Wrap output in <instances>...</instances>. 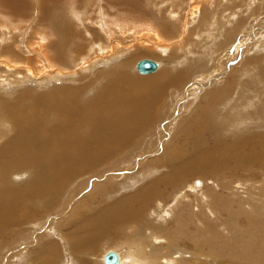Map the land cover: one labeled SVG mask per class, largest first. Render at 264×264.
I'll use <instances>...</instances> for the list:
<instances>
[{
    "label": "rangeland",
    "instance_id": "374dc122",
    "mask_svg": "<svg viewBox=\"0 0 264 264\" xmlns=\"http://www.w3.org/2000/svg\"><path fill=\"white\" fill-rule=\"evenodd\" d=\"M52 1L49 4L47 2L50 7L44 10V0H0V26L3 27V31H0V44L5 46V36L9 31L15 30L13 31L15 33L13 41L9 42L12 47L8 46L14 48L22 59L33 58L31 66L37 67L36 61H41V58H35L36 55L33 52L29 53L22 49L25 50L26 45L31 47L33 43L35 45L33 47L37 48L38 42L41 41L40 45L47 47L49 54L51 52L52 59L56 60L60 54H54L53 50L61 45V37L57 33L58 24L63 23V20L73 21L76 25L75 27L73 25L69 41L83 42L80 43L81 48L77 50L75 47H71L67 58L71 60L72 56H75L76 66L70 72L79 77L80 73L84 71L83 69L90 64H86V60L88 62L89 59L83 61L81 56L89 55L88 51L92 55L98 54L93 47H89L93 29L84 31L83 26H80L82 23L73 14L74 9H71L73 6L78 12L75 14L80 15L85 24L100 29H97L98 36L96 38L98 39L93 38L94 40L98 43L104 41L108 51L115 48L114 46L118 43L116 49H118V45L120 49L116 51L117 53L111 51L110 55L119 58L118 56L122 54L120 59L114 61L109 67L101 64L92 70L88 74L90 81H94L98 85V74L104 70L108 71L103 74L106 76L105 81L106 79L111 81L110 69L118 66L122 67V72H124L126 65L130 68L129 72L133 77L142 83L147 82L148 86L150 84L147 79L158 72H162L167 79L171 78V74L174 73L178 77V82L169 92L170 97L165 95L167 101L159 110L162 118L158 126L155 124L150 126V130L147 129V133L146 129H143L138 134L140 137L143 136V139L139 144L140 146L137 145L133 148L132 156L130 152H125L122 157H119V160L117 158L118 153H115L109 164L107 162L92 168L87 166L79 168L80 172L88 169L90 175L78 177V181H75L76 186L65 190L66 192L61 198L63 207L59 209L52 206L48 212L43 213L44 204L42 200L29 204L30 222L21 227L20 236L18 233H10L4 235L2 242H0V264H31L30 258L34 254L33 251L37 249V245L32 244L26 249L27 242L21 241L37 236H40L43 241H48L57 236L58 231L64 232L63 230L68 226L72 229V238L78 239L76 244H85L87 241L86 234L92 233L98 236V244L92 247L93 254L85 255L81 252L78 254L77 261H88L89 264H102L104 254L112 251L124 252L128 257L130 249H132L138 255V246L147 249V254L142 259L134 254L140 264V260L148 263L151 257L155 260L162 259L159 263L162 261L169 263L168 259H175L179 264H264V164L258 163L256 166L248 165L241 168L228 167L220 172L216 169L199 170L200 173L189 180L187 179L185 186L166 190L165 198L163 197L164 199L161 200H165L167 206H172L178 199L180 202V205L177 204L178 207L174 204L175 210L172 216L168 211L170 217L167 216V207H164L165 212L160 216L161 218L159 216L153 218V214L149 213L148 218L150 220L153 218L152 221H147L148 218L141 216V220L135 224L136 226H133L134 228L116 226L112 220L107 218V215L102 219L92 220L88 218V216L90 217L89 214L96 210L99 201L110 202L131 196L156 177V174H152V168L155 166L150 163L162 157L165 144L159 145L158 137H161L159 127L170 119L169 109L173 106H176L173 117L177 120L175 127L169 133L170 137L175 135V130H178L177 127L180 126L181 141L184 142L185 140L191 144V149H197L194 148V145L192 146L193 141L204 137L209 132L207 130L209 119L216 122L219 119L227 120L225 127L221 126V130H218V134L224 135L226 140H230V143H234L231 141L233 138L235 140L239 137L255 138L264 134V120L257 121L264 117V18H261L264 0H235L233 3L231 0ZM252 6L254 9L260 8L253 13L248 8ZM86 14L89 18H86ZM240 21L242 23L234 35L230 36L229 30L233 28L232 25L238 24ZM77 25L80 27L79 29ZM99 25H102V28ZM8 29L9 31H7ZM78 30H82L83 33ZM80 34L86 36H79ZM34 36L37 40L33 38ZM78 36L83 40L79 39ZM39 38L40 41H38ZM41 38H45V41ZM125 46L127 48H124ZM122 48L124 51L121 50ZM82 49H85L83 50L85 52ZM107 50L106 52H108ZM142 50V54H137V51L142 52ZM146 50L152 51L149 52L150 55ZM77 51L82 52L78 53ZM24 52L29 54L26 55ZM71 52L72 56L69 55ZM30 55L32 56L30 57ZM133 55H135L133 60L128 62ZM101 56L106 57L108 55ZM147 59L157 62L160 67L154 73L140 74L136 66L138 62ZM221 59H224L223 63H221ZM15 61L21 60L14 59L13 63H16ZM217 61H221L218 63L223 67L218 70L219 73L216 72ZM22 64L24 67L25 64ZM23 67L16 69V71H23L25 68ZM58 68L59 71L63 69L64 76L66 73H70L64 68ZM220 73L222 74L220 78H213ZM0 74H2L1 71ZM42 74L45 77L46 74L44 72ZM50 74L52 77V73ZM30 79L28 80L30 81ZM42 79L32 77L30 82L35 81L34 84L25 80L26 83L19 85L14 82L15 84L11 85L14 88L8 91L17 92V95L25 94L23 88L27 87L29 91L30 88L46 91L48 87H43V85H49V83ZM76 81V79H61L57 82L53 81L50 87L75 85L79 82L76 83ZM197 81H199V85L194 88L193 85ZM25 85L27 86L25 87ZM247 85H250V88ZM151 94L155 98L160 97V93L153 92ZM80 98L82 97L80 96ZM249 99L255 108V116L259 119H243V116H248V106L246 105ZM233 100H239V102H233ZM28 103L29 100L27 105ZM151 104L154 105L153 102ZM170 104L172 107L167 110V106ZM199 107L203 111H200ZM195 111H200L198 117L201 118V123L194 132L196 137L186 139L184 131L189 127V123L186 126L184 119L197 117V115L192 116ZM115 126L117 125L115 124ZM3 129L5 128L2 126L0 131L2 132ZM92 131V128H88L86 133H92ZM105 131L99 130L98 132L104 135ZM209 135L213 139L217 133H208ZM172 138L173 136L170 139ZM8 139L6 131L5 141L7 142ZM168 139L161 138V141L165 140L166 142ZM152 140L155 145L150 148L148 143ZM207 146L212 148L214 145L212 141H208ZM206 153L208 152L206 151ZM142 156L145 158L138 162L137 159L142 158ZM190 157L191 154L189 153L185 163L187 166H189L188 159ZM208 157L212 158L211 156ZM239 158L243 157L240 156ZM247 161L248 157L244 156L240 162ZM228 164L233 166L229 162ZM211 165L214 166L213 163ZM165 167L171 168L169 164ZM160 170L162 171L157 176L165 174L166 169L161 167ZM223 172L225 173L223 174ZM16 180L24 182L23 186L27 182L25 179L23 180L22 176L18 178L15 175L5 176L2 167H0V190L13 186ZM129 183L134 184L129 186ZM193 187L200 188L195 192L190 190ZM91 193L93 195H90ZM185 195L188 197L186 198ZM79 198L82 201L78 200ZM76 202L77 204H75ZM32 229L33 232L28 233ZM22 236L23 238L20 239ZM65 236V234L62 236V242L67 241ZM118 241H120L121 246L113 247L112 245L117 244ZM45 256L41 255L40 258ZM66 256L67 253L63 255L62 259L55 260L54 264L77 263V261L67 259ZM50 263L53 264V262H48V264Z\"/></svg>",
    "mask_w": 264,
    "mask_h": 264
},
{
    "label": "bare ground",
    "instance_id": "6f19581e",
    "mask_svg": "<svg viewBox=\"0 0 264 264\" xmlns=\"http://www.w3.org/2000/svg\"><path fill=\"white\" fill-rule=\"evenodd\" d=\"M51 1L52 0H44V10L47 7H50L47 5V2L49 4V2ZM231 1L233 3L235 0ZM52 3L53 1L51 2V5ZM43 4L41 2V5ZM253 6L248 7L253 13L260 8L257 7L254 9ZM9 8L11 9V7ZM71 9L75 10H73V14L76 16L78 21L82 23V25L80 26H83V28L85 29L84 31L87 32V29H93L91 31L90 38H92V40L89 47H93L98 54L92 55L91 52L88 51L89 55L81 56V60L83 61L89 59L88 62L86 60V64H90H88L87 66L84 64L86 67L85 69H83L84 71L80 73L81 75L79 77L70 72L76 66V62L74 59L75 56L71 55L72 52L74 53V50L69 54L72 56L71 60H69L70 58H67V54L70 51L71 47H75V49L77 50L81 48L80 43L83 42L80 41L77 43L74 41H69L70 34L72 33L71 30H73V25L74 27L76 25L73 21L63 20V23L60 22L58 24L57 33H59L58 35H60L61 37V45H59L56 50H53L54 54H60L59 57L56 58V60L52 59L51 52L49 54V52L47 51V47L43 46L42 44L40 45V38L38 40L40 42H38L39 45L37 44V48L33 47L35 46L34 43L33 45H31V47L28 45L25 46V44L22 43L25 46V50L24 48L22 49L23 51H27L29 53L33 52L36 55L35 58H41V61H36L38 64L36 65L37 67L31 66V61L33 60V58L22 59V57L17 54L16 50L14 48H11L12 46L9 44V42H11V40L13 41L15 34L13 31L15 30L9 31L8 29L7 31H9V33L5 36L6 45L2 46L0 44V55L5 54L2 55V58H0V71L2 72V74H0V130L2 126L3 128H5L2 132L0 131V167H2L5 176L15 175L16 178L22 176L23 180L25 179L27 181L23 186L22 184L24 182H19L18 180H16L14 181L13 186H10L7 189L0 190V242H2L4 235L6 236L10 233H18V236H20L19 232L21 230V227L29 224L30 222V203L37 200H42L44 204L42 208L43 213L48 212L52 206L55 209L63 207L61 205V198L64 192H66L65 190L67 188L71 189L75 187L77 184H75V181L78 179V177L90 175L88 169L80 172L79 168L83 166L92 168L96 165H104L107 162L109 164L111 162L110 160H113L115 153H118L117 158L119 160V157H122V154L125 152H130L132 156L133 148L141 144V141L143 139V136L140 137L138 134L142 132L143 129H146L147 133L148 130H150V126H153L155 124H157L156 126H158L162 118L159 110L163 108L165 101H167L166 98L168 96L170 97L169 92L178 82V77L176 76V74L172 73L171 78L167 79L162 72H158L153 77H149L147 79L148 83L150 84V86H148L147 82L142 83L137 78L133 77L129 72L130 68H128V66L126 65L124 72H122V67L118 66L110 69L112 74L111 81H107V79L105 81L106 76H104L103 74L108 72L106 70L99 72V80L96 79L99 82L98 85H96L97 83L95 84L94 81H90L91 79L90 77H88V74H90L92 70H94L101 64H104L105 67H109L114 61L119 60L122 54L118 56L119 58H116V56H111V51L115 53L116 51H118V49H120L119 45L118 49H116L118 43L116 45L114 44L115 48L108 51L107 44L105 45L104 41L100 42L99 39L98 41L100 43H98L93 39L98 36L97 29L99 28L95 29L93 28L95 26L85 24L84 20L80 18V15L75 14L78 13L76 9L73 6ZM261 16V18H264V9L261 10ZM87 17L89 18V16H87L86 14V18ZM83 18L85 17L83 16ZM240 23H242V21H240L238 24L232 25L233 28L229 30L230 36L234 35L236 30L240 26ZM117 24L119 25L120 23L118 22ZM99 26H101L102 28V25ZM79 28L80 27H78V29ZM2 29L3 27L0 26V31H3ZM82 35L80 34L79 36ZM20 36L22 37V35ZM33 38L36 37L34 36ZM80 38L81 37H79V39ZM41 39H44L45 41V38ZM8 45L11 47H9ZM124 48L127 47L125 46ZM124 48H122L121 50L124 51ZM83 50L85 49H82V51ZM106 50L108 52H106ZM146 51H148L149 55V52H152L150 50ZM142 53L143 50L142 52L137 51V54ZM101 55L110 56L105 57ZM31 56L32 55H30V57ZM134 56L135 55L130 57L128 62L132 61ZM14 59L21 61H15L16 63H13ZM92 59H94V61H92ZM221 60L222 62L217 61L215 65L217 69L216 72H218L220 68H223L218 63H223L224 59ZM20 63H24L25 68L22 66L23 64L21 65ZM234 64L236 63L234 62ZM215 66L213 65V67ZM21 67L24 68L23 71H16V69H19ZM58 67L64 68L65 71L70 73H66V75L64 76L62 72L63 69L59 71ZM159 67L160 66L158 64V68ZM42 72L46 74L45 77H43ZM49 72L52 73V77H50L51 74ZM221 76L222 74L220 73L218 75H215L213 78L218 79ZM12 77L13 79H11ZM32 77L43 78L42 80L47 81L49 85H43V87H48L47 90L40 91L30 88L29 91L27 87L23 88V93L25 92V94L22 95H17V92L12 93L8 91L9 89L14 88L11 85L15 83L19 85L30 82ZM29 78H31L30 81L28 80ZM61 79H76L77 81H79V85H77L78 83L76 81L77 84L75 85L57 86L52 88L50 87L53 81L57 82ZM24 80L26 82H24ZM89 81L90 83H88ZM34 82L30 83L34 84ZM198 82L199 81L195 82L194 85L192 84L194 88L199 85ZM26 86L27 85H25V87ZM247 87L250 88V85H247ZM153 92L160 93V97L155 98L151 94ZM165 95H167L166 98ZM80 96L82 98H80ZM6 98L8 99L6 100ZM28 100L29 103L27 105ZM236 101L239 102V100H233V102ZM151 102H153L154 105H152ZM252 104L253 103H251L249 99L246 105L248 106V116H243V119H259L255 116V108L252 106ZM169 107H172L171 104L170 106H167V110L169 109ZM175 107L176 106H173L169 109L170 119H168L165 124H161L159 127L161 134V137H158L159 145L161 143L162 144L160 146L165 144V149L163 147L164 150H162V157L155 159L150 163L154 164L155 166L152 168V174H156V177L153 178L150 183L145 184L144 187L136 191L131 196L129 195L127 197H122L114 201L109 200L110 202H105L103 200L99 201L96 210H93L89 214V219H102V217L107 215V218L109 220H112V222L116 226L133 227L136 226L135 224L139 220H141V216L148 218L149 213L153 214V218L158 216L159 218H161L160 216L165 212L164 207H167V216L170 217L168 211L172 216L173 211L175 210L174 204H176L177 206V204L180 205V202L178 199L173 203L172 206H167V202L165 200H161L164 197L166 190L175 188L178 189V187L180 186H185L186 182L190 178H193L198 173H200L199 170L216 169V171L220 172L228 167L241 168L248 165L256 166L258 163L264 164V134L255 138L239 137L236 140L233 138L231 139V141H234V143H230V140H226L224 135L218 134V130H221V126L225 127L227 120L219 119V121L216 122L209 119L207 128V130L209 131L208 133L216 132L217 135L212 139L211 135L208 136L207 133L204 137L193 141L192 146L194 145V148L197 149H191V144H189L185 140L184 142L181 141L182 138L180 136V126L177 127L178 130H175V135H172L173 138L170 139L172 136L170 137L169 133L172 131L171 129L175 127L177 120L175 117H173ZM199 110L203 111L201 107H199ZM200 111H195L192 113V116L197 115V117H193V119H187V117L184 119L186 126L187 123H189V127L184 131L186 139L196 137L194 132L199 128L201 123V118L198 117ZM262 119L264 120V117L260 118V120L257 121H262ZM115 124L117 126H115ZM88 128L93 129L92 133H86ZM99 130H106L105 134H100L98 132ZM6 131L9 137L7 142L5 141ZM161 138L169 139L165 142V140L161 141ZM208 141H212V144L214 145L212 148H209L207 146ZM154 145L155 144L153 140L148 143V146L150 148ZM237 150L240 151L238 152ZM206 151L208 153H206ZM189 153L191 154V157L188 159L189 166H187L185 165V163ZM208 156H211L212 158H209ZM240 156H242L243 158H239ZM244 156L248 157V161L240 162L244 159ZM144 158L145 156H142V158L137 159V161L141 162ZM228 162L231 163L234 167L229 166ZM211 163H213L214 166L211 165ZM168 164L171 167L170 169L165 167V165ZM160 166L166 169V171L164 175L157 176V174L162 171L160 170ZM211 173L214 174L213 172ZM224 173L225 172H223V174ZM17 181L19 182V184L17 183ZM133 184L134 183H129L128 185L130 186ZM199 188L193 187L190 188V190L196 192L199 190ZM67 192L69 193V191ZM90 195L93 194L91 193ZM71 196H73L72 193ZM185 197L187 198L188 196L185 195ZM71 200H73V198H71ZM78 200L81 199L79 198ZM77 202L75 204H77ZM77 214L78 211L76 213V216ZM152 219L150 220V218H148L147 221H152ZM148 226L150 227L149 222ZM63 231L64 232L58 231L56 233V235H58L55 236L56 238L54 237L53 239H50L48 241H43L42 239H40V236H37L33 239L27 238L26 241H21L27 242L25 246L26 249L31 247L32 244L37 245V249L33 251L34 254H32V257L30 258L31 264H48V262H53L54 264L55 260L62 259L63 255L66 253L67 259L76 262L78 254L80 252L85 255L90 253L91 255L92 247L98 244V236L92 233L86 234V243L80 245L79 243L76 244L78 242V239H76V237L72 238V229L70 226L65 228ZM31 232H33V229L28 233ZM63 233L66 235L65 238L67 240L64 242H62V236L64 235ZM22 238L23 236L20 239ZM65 243L67 244V247ZM112 246H121L120 241ZM69 250L70 253H68ZM146 251L147 249H145L143 246H138V255L137 253H134L132 249H130L128 257L124 252H117V255L119 257L118 264H140L136 260V258L140 257L142 259L145 254H147ZM108 253L104 255L106 256ZM134 254H136L137 257ZM41 255L46 256L40 258ZM105 256L102 258V264H105ZM148 256L151 257V255ZM38 258L39 260H37ZM22 260L29 261L26 259ZM161 260H155L151 257L148 263H144V261L142 260L140 261L141 264H179L175 259H168L169 263L168 261H166L165 263L164 261L159 263ZM82 263L89 264L90 262L77 261L76 264Z\"/></svg>",
    "mask_w": 264,
    "mask_h": 264
},
{
    "label": "water",
    "instance_id": "95a60500",
    "mask_svg": "<svg viewBox=\"0 0 264 264\" xmlns=\"http://www.w3.org/2000/svg\"><path fill=\"white\" fill-rule=\"evenodd\" d=\"M158 64L153 60H143L138 62L136 69L140 74H151L157 71ZM119 257L115 252H109L104 259L105 264H118Z\"/></svg>",
    "mask_w": 264,
    "mask_h": 264
}]
</instances>
